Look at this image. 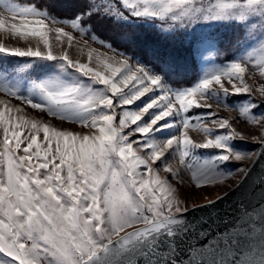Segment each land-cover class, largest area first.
<instances>
[{"label": "snow or ice", "instance_id": "obj_1", "mask_svg": "<svg viewBox=\"0 0 264 264\" xmlns=\"http://www.w3.org/2000/svg\"><path fill=\"white\" fill-rule=\"evenodd\" d=\"M123 4L137 16L170 15L182 23L195 22L200 11L194 0H123ZM216 5L215 15L206 18L225 17L237 0H216ZM242 8V15L264 12V0H244ZM99 10L93 8L86 15ZM104 11L123 15L108 6ZM10 19L17 22L10 23ZM80 20L77 17L66 27L34 6L0 9L4 37L18 38L16 43L0 42V52L62 60L107 86L112 94L85 98L75 88L45 90L47 104H40L12 89L0 91L5 97L0 98V254L13 258L10 264H95L111 249L124 248L177 223V214L222 199L264 158V115H253L249 109L234 111L225 104L210 103L207 97L209 89L218 88L250 94L257 103H264V55L255 61L233 62L194 87L173 94L160 75L110 45L95 44V37H86ZM19 38L28 43L16 46ZM30 38H37L35 45ZM157 88L164 89L163 94L139 111H124L117 119L119 108ZM120 95L124 98L117 106L113 97ZM101 106L113 111L76 123L79 113ZM154 107L161 110L148 124L125 131ZM200 107L214 109L210 116L221 107L235 112L247 120L248 131H238L239 121L233 116L185 117L182 134L163 144L141 145L139 139L131 138L137 132L148 134L158 122L166 126L165 118L174 113L187 114ZM75 125L81 127L77 130ZM217 128L229 132L213 136ZM235 138L253 140L259 148L236 152L226 143ZM181 144L179 160L156 166L169 148ZM196 147L225 151L214 160L193 165L190 150ZM145 148L151 152L145 153ZM229 160L241 162L240 168L224 172L220 165ZM248 196L256 208L264 207V169L252 178ZM244 226L219 233L212 247L231 249L242 239L239 229Z\"/></svg>", "mask_w": 264, "mask_h": 264}, {"label": "rangeland", "instance_id": "obj_2", "mask_svg": "<svg viewBox=\"0 0 264 264\" xmlns=\"http://www.w3.org/2000/svg\"><path fill=\"white\" fill-rule=\"evenodd\" d=\"M121 6L128 9L131 14H135V10L127 7L123 4V0H119ZM244 0H237V6L234 7L229 13L223 18H206L208 16L215 15L216 0H194V4L200 9L197 13L198 18L195 22L182 23L181 21L172 20L171 16L159 17L152 15H140L144 16L146 20L157 21V26L163 32H172L175 30H181L188 33L195 40L193 48V55L196 59L197 69L199 74L196 79L191 82L188 86H174L167 82L163 75L155 72L152 68L144 65L139 59L128 55L121 51L123 55L129 57L135 63L143 65L149 69L152 73L160 75L162 77V83L166 86L167 90L171 93L178 91H184L187 88L194 87L200 82V80L216 73L231 65L233 62H243L246 60L255 61L261 55H264V12L246 13L242 15V5ZM11 5L15 8L32 7L27 5H20L10 0H0V9H5L6 6ZM116 7V6H113ZM38 10V9H37ZM41 11V10H40ZM115 13V12H113ZM51 19L57 23L64 24L66 27H70V24L74 20L58 19L51 15H48ZM187 19V18H185ZM10 23L17 22L16 20L10 19ZM231 28H235L240 32V39L233 44H229L226 40L221 37V33L224 30L230 31ZM83 34L88 37H95L87 34L85 28ZM5 29H0V42L4 43H16L17 37H12L10 40L6 39L3 35ZM79 34V33H78ZM50 34V39H51ZM31 44L35 45L37 38H30ZM102 42V43H101ZM28 43L27 40L19 38V43L16 46H22ZM95 44L102 47L109 46L108 43L95 37ZM223 46H227L222 48ZM114 49L113 47H111ZM232 48V49H231ZM86 61L87 57H82ZM62 88H75L85 98L89 96H112L107 86L96 82L91 77L84 76L78 70L67 66L62 60H49L43 57H21L11 55L9 53L0 52V91L4 89H12L20 97L31 99L34 103L47 104L44 99L45 90H59ZM164 89H155L153 92L146 94L144 97L136 100L132 104H125L122 108H119L117 119H120L124 111H139L141 110L151 99L163 94ZM207 97L210 103H221L228 107H231L234 111H242L249 109L253 115H264V103H257L254 97L250 94H232L231 92L225 93L223 90L218 88L209 89ZM0 98H5L3 93H0ZM124 97L114 96V104L119 106L120 101ZM256 104V107H252ZM161 110L159 107H154L145 114L141 121L137 124L132 125L131 129H125L126 132L142 127L148 124L153 117ZM113 109H108L103 106L95 107L87 111L81 112L76 117V123L80 120L90 119L92 115H100L105 112H112ZM214 109L208 107L194 108L189 113H174L169 117H166L167 125L161 127L164 121L158 122L157 125L153 126V130L148 134L141 135L135 133L133 140L139 139L141 145L150 144H163L172 137H178L183 131V119L185 117H200L202 119H218L222 116H233L239 121L236 125L238 131H248V127L245 125L247 120L244 117H238L235 112L221 107L218 109L219 113L215 116L208 114L212 113ZM46 119H52L46 117ZM53 122H58L53 120ZM194 122V121H193ZM66 123H70L67 122ZM77 130L81 127L75 125ZM229 132L227 128H217L212 132L213 136L226 135ZM193 138H197L193 134ZM226 143L231 149L236 152H248L251 153L259 148V145L250 139H230ZM145 153H150L151 148H145ZM191 155L189 157L193 165H199L203 162L214 160L218 155L223 153L225 149L218 147L203 148L196 147L190 150ZM183 146L173 145L169 150L156 161L158 168L164 167L168 164L175 163L182 156ZM241 162L229 160L220 165V168L224 172H233L240 168ZM173 178V174H169V179ZM230 182V181H226ZM13 258L6 257L4 254H0V264H10Z\"/></svg>", "mask_w": 264, "mask_h": 264}, {"label": "water", "instance_id": "obj_3", "mask_svg": "<svg viewBox=\"0 0 264 264\" xmlns=\"http://www.w3.org/2000/svg\"><path fill=\"white\" fill-rule=\"evenodd\" d=\"M262 169L264 158L222 199L177 214V223L113 248L95 264H264V207L256 208L248 196L252 178ZM238 224L245 225L238 244L227 251L212 247L219 233Z\"/></svg>", "mask_w": 264, "mask_h": 264}, {"label": "trees", "instance_id": "obj_4", "mask_svg": "<svg viewBox=\"0 0 264 264\" xmlns=\"http://www.w3.org/2000/svg\"><path fill=\"white\" fill-rule=\"evenodd\" d=\"M10 1L34 6L58 19L75 20L81 17L80 25L88 35H93L114 49L139 59L174 86H188L199 74L193 55L195 40L192 36L181 30L163 32L157 26V21L131 14L121 6L119 0ZM105 6L110 9L117 8L123 15L104 11ZM93 8L100 10L90 16L86 15ZM221 37L233 44L240 39V32L231 28L230 31L224 30ZM224 47L227 46L222 48Z\"/></svg>", "mask_w": 264, "mask_h": 264}]
</instances>
